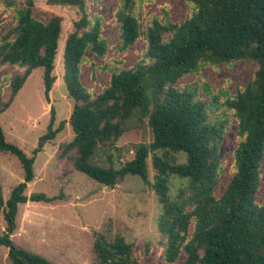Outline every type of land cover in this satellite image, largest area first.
<instances>
[{"label": "trees", "instance_id": "trees-1", "mask_svg": "<svg viewBox=\"0 0 264 264\" xmlns=\"http://www.w3.org/2000/svg\"><path fill=\"white\" fill-rule=\"evenodd\" d=\"M3 1L7 7L16 4L14 0ZM188 1L194 4V13L181 24L152 19L147 29L146 52L151 63L142 61L133 68L117 70L109 85L93 96L82 84L81 66L88 51L100 57L108 51L102 20L88 16L86 0H47L48 5L76 6L82 11L64 48V80L74 100L69 119L74 137L63 146L61 155L69 157L74 170L102 185L114 187L120 178L132 174L154 188L162 205L159 230L166 239L164 259L168 264L175 263L181 253L186 255L183 264H264V204L255 200L264 159V0ZM133 6L134 0H121L116 12L121 50L134 45L141 36ZM34 11L35 1L25 0L16 10V24L0 40V64L23 69L11 81L7 100L0 83V114L13 103L34 69L44 70L47 99L57 79L54 70L63 19L56 14L36 17ZM239 60H252L257 69L246 87L227 99L228 108L238 120L240 139L234 150L236 171L217 197L219 149L225 122L212 118V102L196 98L174 84L198 71L202 63L219 65ZM137 109L148 116L153 141L137 144L133 158L119 169L112 165L111 156L108 167L94 163L97 149L115 145ZM51 112L47 131L40 136L33 156L8 141L0 123V151L16 156L24 170L23 181L12 189L7 200L0 186V212L7 222L0 246L9 249L12 264H54L18 247L11 239L20 204L59 199L42 192L26 194L35 177L36 155L65 128V121L54 126L55 112ZM152 152L154 183L148 175ZM179 152L186 155L183 163L172 155ZM171 175L188 179L189 195L181 189L177 199L171 198ZM94 252L100 264H140L133 258V244L119 234L108 240L97 233Z\"/></svg>", "mask_w": 264, "mask_h": 264}, {"label": "rangeland", "instance_id": "rangeland-1", "mask_svg": "<svg viewBox=\"0 0 264 264\" xmlns=\"http://www.w3.org/2000/svg\"><path fill=\"white\" fill-rule=\"evenodd\" d=\"M15 6L7 7L0 0V40L4 33L16 24V10L25 0H14ZM35 1V16L56 14L62 17V33L55 61L57 79L45 96L42 67L33 70L13 103L0 114V123L6 139L17 144L29 156H33L39 138L46 133L51 110L55 112V127L65 121V128L56 138L48 141L36 155L35 177L28 184L26 194L45 193L59 196L52 202L28 201L20 204L17 227L11 239L18 247L44 256L54 264H100L94 252L96 234L108 240L122 235L133 244V258L140 264H168L164 259L166 239L159 230L162 205L152 186L137 176L128 174L120 178L114 187L97 183L87 175L74 170L68 156L61 155L63 146L69 143L74 132L69 119L74 100L69 96L64 80V48L68 35L74 31V23L82 16L79 7L48 5L47 0ZM121 0H86V12L91 19L102 20L103 37L108 43L107 53L100 57L87 52L81 66V81L93 96L102 92L110 83L111 75L121 68H133L142 61L151 63L146 56L148 49L147 29L153 18L181 24L194 13V4L188 0H134L133 13L141 25V36L134 45L121 50V29L116 12ZM257 64L252 60L232 61L214 65L202 63L198 71L179 79L174 86L192 92L196 98L213 103V119L225 122L224 138L220 146L221 166L218 170L215 194L220 197L236 171L234 150L239 141L238 120L227 99L233 98L254 78ZM19 66L0 64V83L4 99L11 93V81L21 75ZM124 134L113 146L97 149L93 162L101 166L112 165L119 169L134 156L139 143L153 141L149 118L137 109L125 124ZM74 152H71L73 154ZM161 155V151L155 152ZM148 157V175L152 183L156 170L153 154ZM178 163L186 161L183 152L172 153ZM262 180L255 193L258 204H264V159L261 164ZM24 170L18 158L0 151V186L7 200L12 189L23 181ZM181 189L190 194L188 179L176 175L169 177V193L172 199L179 197ZM7 231V222L0 212V235ZM9 249L0 246V264H12ZM186 255L181 253L173 264H183Z\"/></svg>", "mask_w": 264, "mask_h": 264}]
</instances>
